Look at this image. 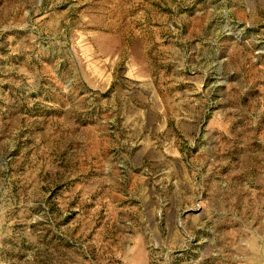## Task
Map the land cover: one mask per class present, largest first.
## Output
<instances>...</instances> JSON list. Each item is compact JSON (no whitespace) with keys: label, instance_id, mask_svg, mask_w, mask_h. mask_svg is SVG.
Masks as SVG:
<instances>
[{"label":"rangeland","instance_id":"obj_1","mask_svg":"<svg viewBox=\"0 0 264 264\" xmlns=\"http://www.w3.org/2000/svg\"><path fill=\"white\" fill-rule=\"evenodd\" d=\"M0 264H264V0H0Z\"/></svg>","mask_w":264,"mask_h":264}]
</instances>
